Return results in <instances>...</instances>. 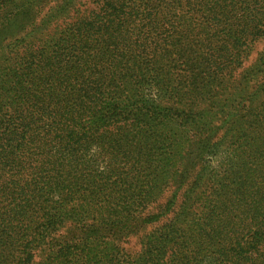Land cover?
Returning <instances> with one entry per match:
<instances>
[{
  "label": "trees",
  "instance_id": "1",
  "mask_svg": "<svg viewBox=\"0 0 264 264\" xmlns=\"http://www.w3.org/2000/svg\"><path fill=\"white\" fill-rule=\"evenodd\" d=\"M264 0H0V264H264Z\"/></svg>",
  "mask_w": 264,
  "mask_h": 264
},
{
  "label": "rangeland",
  "instance_id": "2",
  "mask_svg": "<svg viewBox=\"0 0 264 264\" xmlns=\"http://www.w3.org/2000/svg\"><path fill=\"white\" fill-rule=\"evenodd\" d=\"M264 47V35L251 43L247 56L244 58L239 71H243L253 65Z\"/></svg>",
  "mask_w": 264,
  "mask_h": 264
}]
</instances>
